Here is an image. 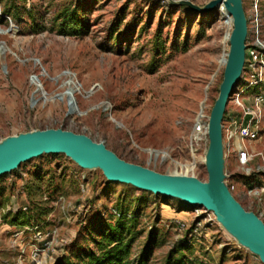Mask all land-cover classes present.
<instances>
[{
  "label": "rangeland",
  "instance_id": "obj_1",
  "mask_svg": "<svg viewBox=\"0 0 264 264\" xmlns=\"http://www.w3.org/2000/svg\"><path fill=\"white\" fill-rule=\"evenodd\" d=\"M174 1L181 0H0V140L62 128L104 142L127 161L178 174L188 169L175 163H190L194 148L192 175L207 180L206 127L232 27L221 7L202 13ZM189 1L204 6L210 0ZM253 1L243 0L248 16ZM258 7L264 39V0ZM73 12L78 34L60 33ZM72 80L82 92L70 103ZM261 132L254 151L264 152V121ZM262 161L256 156L251 163L258 185H264ZM226 172L234 174L236 198L264 220V192L261 199L250 195L246 177L229 161ZM60 195L76 208L56 204ZM28 202L32 209L12 222L15 211L8 207ZM114 207L138 215L129 264H139L147 244L145 264H263L212 211L110 181L101 169L82 168L63 153L0 175V264H30L8 238L14 226L41 221L58 225L68 241L57 246L54 264L62 255L61 264H81L84 250L97 249L107 223H115Z\"/></svg>",
  "mask_w": 264,
  "mask_h": 264
},
{
  "label": "water",
  "instance_id": "obj_2",
  "mask_svg": "<svg viewBox=\"0 0 264 264\" xmlns=\"http://www.w3.org/2000/svg\"><path fill=\"white\" fill-rule=\"evenodd\" d=\"M173 3L186 4L202 13L217 9L223 4L233 19L223 80L208 120L209 144L204 160L207 180L195 175L163 173L127 161L104 142H97L87 134L62 128L35 129L0 140V175L43 154L63 153L82 168L101 169L110 181L130 184L141 190L177 198L212 211L221 226L239 244L258 255L264 264V220L253 210H248L229 189L224 157V115L229 98L241 78L246 58L248 18L244 2L210 0L204 6L189 0Z\"/></svg>",
  "mask_w": 264,
  "mask_h": 264
},
{
  "label": "built area",
  "instance_id": "obj_3",
  "mask_svg": "<svg viewBox=\"0 0 264 264\" xmlns=\"http://www.w3.org/2000/svg\"><path fill=\"white\" fill-rule=\"evenodd\" d=\"M258 5L259 0H254L252 2V13L249 16L247 15L248 35L246 39L245 64L240 78L242 84L237 86L236 91L230 96L223 120L225 160L239 167L240 173L246 178L251 177L253 172H255L251 167V163L256 156H259L263 160L258 167L259 171L264 170V152L254 151L253 149V143L263 138L261 131L264 121V39L261 36L258 21ZM230 27L233 28L232 24ZM231 31L232 29L226 34V37L228 35L226 40H229V42ZM228 52L226 55H228ZM68 84V98L70 103H73L76 95L81 94L82 88L75 80L68 81ZM94 88L95 86L92 87V90ZM251 89H257V91L253 94L246 93ZM230 101L231 105L229 104ZM202 110L201 108V117L203 116ZM200 120V118L197 119L196 123V128L198 129H200ZM206 129L208 132V124ZM193 149V160H196L194 154L196 149ZM193 170L186 171L185 174L192 175ZM226 174V183L234 194V190L236 189V185L232 181L234 174L232 175L227 172ZM248 191L250 195L261 199L264 185L257 184L251 186ZM60 203L63 204L62 208H76L71 201H66L63 195L58 196L56 199V204ZM8 208L15 212H28L32 209V205H30V202L23 205L13 203ZM111 212L116 218H119L122 214L118 207H114ZM258 215L260 216V214ZM179 225L181 229H184L185 225L183 222H179ZM13 230L8 239L11 241L12 246L17 248L18 256L27 258L30 264H54L59 258L57 246L68 243V241L60 238L58 225H46L45 221L19 224L14 226Z\"/></svg>",
  "mask_w": 264,
  "mask_h": 264
},
{
  "label": "trees",
  "instance_id": "obj_4",
  "mask_svg": "<svg viewBox=\"0 0 264 264\" xmlns=\"http://www.w3.org/2000/svg\"><path fill=\"white\" fill-rule=\"evenodd\" d=\"M67 22L64 23V28L60 30V33L66 35L78 34L80 30V18L73 12L68 15ZM116 152V151H114ZM116 154H118L116 152ZM118 156L121 157L120 154ZM246 183L250 186L259 184L254 182L251 177L246 178ZM254 211V210H253ZM23 211L15 212L12 222H19V217ZM256 212V211H254ZM258 214V212H256ZM138 215L136 213H130L129 211L122 210V214L116 219L115 223H107V228L103 230V237L100 241H97V249H85V256L82 258L81 264H129V257L131 254V248L135 236H133L134 230L137 228ZM73 246L76 242H73ZM140 259L139 264H145L148 255V244L146 245ZM68 247V246H67ZM66 256H62L57 264H61ZM170 263V262H169Z\"/></svg>",
  "mask_w": 264,
  "mask_h": 264
},
{
  "label": "bare ground",
  "instance_id": "obj_5",
  "mask_svg": "<svg viewBox=\"0 0 264 264\" xmlns=\"http://www.w3.org/2000/svg\"><path fill=\"white\" fill-rule=\"evenodd\" d=\"M219 7H221V10H224V12L226 13V14H224L225 16H226V18H227V21H228V23L231 25L232 24V22H233V19H232V15L230 14V13H228L227 12V10L224 8V6H223V4H221ZM227 37H228V35H227ZM226 37V38H227ZM226 58H227V56L226 57H224V59H223V63L225 64V62H226ZM203 106V105H202ZM201 117V114H199L198 115V118L197 119H199ZM204 160V159H203ZM196 162H197V160H192L190 163H187V164H180V163H178V162H176L175 164L177 165V167L178 166H184L185 168H187L188 169V171H191V170H193L194 169V166H195V164H196ZM184 169V168H183ZM187 171V170H186ZM187 171V172H188ZM178 174V173H177Z\"/></svg>",
  "mask_w": 264,
  "mask_h": 264
}]
</instances>
